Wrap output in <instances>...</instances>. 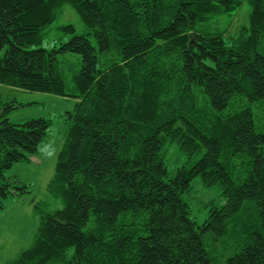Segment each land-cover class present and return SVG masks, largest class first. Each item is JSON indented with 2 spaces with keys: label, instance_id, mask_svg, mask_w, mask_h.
<instances>
[{
  "label": "trees",
  "instance_id": "trees-1",
  "mask_svg": "<svg viewBox=\"0 0 264 264\" xmlns=\"http://www.w3.org/2000/svg\"><path fill=\"white\" fill-rule=\"evenodd\" d=\"M64 5L82 32L44 47ZM0 52V83L77 99L47 184L61 206L33 203L32 243L6 264H264V0H0ZM14 106L0 96V209L51 124L11 122ZM172 143L196 160L169 170ZM196 176L223 199L200 224Z\"/></svg>",
  "mask_w": 264,
  "mask_h": 264
},
{
  "label": "rangeland",
  "instance_id": "rangeland-1",
  "mask_svg": "<svg viewBox=\"0 0 264 264\" xmlns=\"http://www.w3.org/2000/svg\"><path fill=\"white\" fill-rule=\"evenodd\" d=\"M246 20V7L242 8L233 19V26ZM71 23L76 32H82L81 21L69 5H64L62 12L56 16L47 30L44 47H50L56 39L63 35L59 26ZM2 52H0V55ZM0 96L14 101V108L6 113L9 121L20 123L30 118L45 117L51 120L46 135L38 145L37 152L29 161L15 162L5 175L16 178L15 184H26L28 192L9 196L0 209V264H6L18 253L32 243L38 216L34 213L33 203L53 210L61 206L60 201L47 191V184L52 176L56 153L61 148L67 128L66 112L73 109L76 98L59 96L48 92L29 91L0 83ZM255 129L264 130V107L259 103H251ZM230 107L228 108V110ZM165 162L173 171L182 165L196 160L181 154L177 145L172 143L166 147ZM190 205L191 216L200 224L207 216L209 202L221 204L223 199L216 185H203L199 176L191 181L190 194L184 195Z\"/></svg>",
  "mask_w": 264,
  "mask_h": 264
},
{
  "label": "water",
  "instance_id": "water-1",
  "mask_svg": "<svg viewBox=\"0 0 264 264\" xmlns=\"http://www.w3.org/2000/svg\"><path fill=\"white\" fill-rule=\"evenodd\" d=\"M190 37H191V35H190Z\"/></svg>",
  "mask_w": 264,
  "mask_h": 264
}]
</instances>
